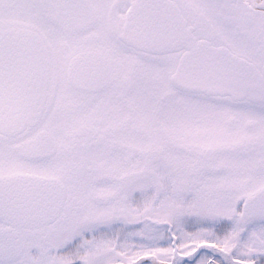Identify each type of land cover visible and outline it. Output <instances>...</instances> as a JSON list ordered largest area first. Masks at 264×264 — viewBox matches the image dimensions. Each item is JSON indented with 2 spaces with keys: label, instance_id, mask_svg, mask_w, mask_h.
<instances>
[{
  "label": "snow or ice",
  "instance_id": "obj_1",
  "mask_svg": "<svg viewBox=\"0 0 264 264\" xmlns=\"http://www.w3.org/2000/svg\"><path fill=\"white\" fill-rule=\"evenodd\" d=\"M0 264H264V0H0Z\"/></svg>",
  "mask_w": 264,
  "mask_h": 264
}]
</instances>
